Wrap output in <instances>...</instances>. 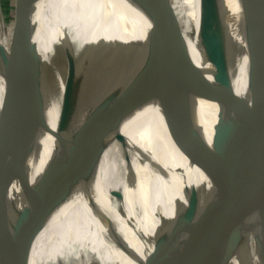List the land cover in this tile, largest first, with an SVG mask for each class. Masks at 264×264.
Segmentation results:
<instances>
[{
  "label": "water",
  "instance_id": "95a60500",
  "mask_svg": "<svg viewBox=\"0 0 264 264\" xmlns=\"http://www.w3.org/2000/svg\"><path fill=\"white\" fill-rule=\"evenodd\" d=\"M18 2L20 21L14 44L9 51L0 44V62L7 83L0 112V165L5 148L12 141L21 178L39 204L52 210L80 196L102 223L127 240L139 264H223L232 251L228 242L230 227L234 249L242 256L248 198L256 176L264 171V0H229L224 6L215 0H200V30L210 31L216 37L215 48L211 42L201 40L211 64L206 124L194 137L189 123L183 120V125L175 126L173 134L180 148L193 139L188 150L189 163L208 179V184L193 182L195 174L190 170L175 198L167 204L166 194L165 199L161 197L170 214L163 212L165 206L152 209L157 207L155 202H152L155 206L148 205L147 212L137 196L130 198L127 205L118 190L108 192L120 202L111 208L93 180L99 156L96 134L107 127L101 125L102 104L88 107L84 97L90 91L85 94L82 89L79 95L78 90L101 38L75 44L69 35L44 60L36 34L43 25H49L48 14L45 15L49 2ZM134 2L146 12L159 37L152 67L158 84L174 102L189 104L193 95L175 93L174 86L187 91L189 79L202 83L205 79L204 74L196 77L192 61L185 55L181 27L159 2ZM44 39L51 40L48 35ZM15 51L21 52L19 68L10 54ZM173 58L179 67L177 71L173 69ZM105 59L107 66L114 56ZM157 71L162 75L160 82ZM88 77L87 87L91 86V93L96 90L97 95L100 68L97 66ZM130 93L125 89L120 95L126 97ZM49 105L61 109L54 126ZM77 108L83 113L80 128L91 152L89 165L58 143L64 119L68 115L77 116ZM44 147L46 160L37 171L36 163ZM156 171L169 186L178 169L165 163ZM258 235L256 240L264 259V228ZM138 241L145 244L143 250H138ZM3 253L0 251V264H6ZM17 261L8 264H20L21 260Z\"/></svg>",
  "mask_w": 264,
  "mask_h": 264
},
{
  "label": "bare ground",
  "instance_id": "6f19581e",
  "mask_svg": "<svg viewBox=\"0 0 264 264\" xmlns=\"http://www.w3.org/2000/svg\"><path fill=\"white\" fill-rule=\"evenodd\" d=\"M215 1L219 6H224L229 0ZM48 2L45 15L48 14L49 25H43L36 34L44 60H47V55L50 56L49 53H55L69 35L75 44L101 38L78 94H81L82 89L85 94L87 90L90 91L84 97L90 108L102 104L101 125L107 128L104 132L99 129L100 132L96 134L99 156L93 180L105 203H109L111 208L120 205L118 200L108 195L110 190L122 192L127 205L130 198L138 197L141 193L138 200L147 212L149 204L155 206L157 203V207L152 209L158 210L165 206L163 212L170 214L161 197L166 194L167 204L175 198L180 184L190 175V170L195 174L193 182L203 186L208 184V179L189 163L188 150L193 145V139L182 150L176 146L173 134L175 126L180 123L183 125V120L189 123L188 128L194 137L201 133L206 124L204 117L207 112L211 64L201 40L211 42L215 48L216 37L210 31L200 30V0H173V8L181 27V42L186 49L185 55L192 61L196 77L201 76L199 71L203 66L205 71L204 92H199L200 86L195 79L186 82L187 91L174 86L175 93L193 95L189 104L174 102L158 84L152 67L153 53L159 37L154 33L146 12L134 0ZM47 35L50 41L44 39ZM9 38L10 31L4 30L0 25V44L7 51L9 48L6 42ZM10 54L19 68L22 65L21 52ZM108 56H114V59H109L110 64L106 66L105 58ZM172 65L174 71L179 69L174 58ZM97 66L101 70V78L96 95V90L94 94L91 93V86L87 87V82L88 76ZM161 76L158 75L159 82ZM125 89L131 92L126 97L120 95ZM6 91V75L0 62V112ZM60 110V107L56 109L49 105L53 126L59 118ZM76 114L77 116L68 115L64 119L58 131V143L89 165L91 152L80 128L83 124L82 110L77 108ZM169 118L174 119V122L168 121ZM45 150L44 147L36 163L37 171L46 160ZM165 156L168 161L172 159L167 163L178 169L169 186L164 184L156 171L161 163L160 157ZM1 160L0 251L5 252L2 255L6 264L10 260H21L20 264H79L83 260H87L89 264H139L135 251L127 240L102 223L80 196L52 210L39 204L21 178L12 141L7 144ZM141 163L143 168L140 167ZM153 169L154 173L145 181V174ZM262 187L264 171L256 176V184L248 198L244 218L245 252L242 256L237 254V264H264L262 247L256 240V224L260 214L264 215V197L258 196ZM262 226L264 227V221ZM109 241L111 243L107 244ZM137 246L138 250H143L145 244L138 241ZM92 252V259L89 260L86 257Z\"/></svg>",
  "mask_w": 264,
  "mask_h": 264
},
{
  "label": "rangeland",
  "instance_id": "374dc122",
  "mask_svg": "<svg viewBox=\"0 0 264 264\" xmlns=\"http://www.w3.org/2000/svg\"><path fill=\"white\" fill-rule=\"evenodd\" d=\"M150 1H155L156 3L159 2L162 5V7H163V9L165 11H169L170 14L168 16H170V15H171V17L173 16L175 18V20L178 22L175 10L173 8V0H150ZM18 8H19L18 0H0V25L2 26V28L4 30H9L10 31V38L6 42V45H7L8 48L12 47V45L14 44V40H15L17 32H18V26H19V21H20V19H19L20 18V13H19V9ZM178 24H179V22H178ZM179 26H180V24H179ZM203 73H205L204 66L202 67V69H200L199 76L201 74H203ZM201 85H203V87ZM198 86H200V91L199 92H204V89L206 88L205 87L206 86L205 83H202L200 81V82H198ZM162 113H163V111H162ZM182 150H183V148H182ZM160 159H161V163L158 164V166H160L161 164H165L168 161V158L166 156L165 157H160ZM171 161H172V159H170L168 162H171ZM158 166H156V168ZM140 167L143 168L142 163H141ZM153 171H155V169H153L151 172L145 174V181H147V178L150 175H152ZM135 183H136V180H135L134 184ZM140 194H138V198H139ZM258 196L260 198L264 197V187L259 191ZM263 221H264V215L260 214V217L258 218V222L256 224V239H259V235L258 234L261 233L263 228H264L262 226L263 225ZM252 236L254 237V235H252ZM232 237H233V229H232V227H230L229 236H228V242H229V244L231 246L230 250H232V251H230L229 256L227 257V259L224 261L223 264H236L237 261H238L237 253H236V251L234 249ZM110 243H111V241H109L107 244H110ZM92 256H93V252L90 255H88V257H86V258L91 260ZM79 264H89V263L87 262V260L86 261L83 260Z\"/></svg>",
  "mask_w": 264,
  "mask_h": 264
},
{
  "label": "crops",
  "instance_id": "0c3cea01",
  "mask_svg": "<svg viewBox=\"0 0 264 264\" xmlns=\"http://www.w3.org/2000/svg\"><path fill=\"white\" fill-rule=\"evenodd\" d=\"M263 188V187H262ZM237 264V263H236Z\"/></svg>",
  "mask_w": 264,
  "mask_h": 264
}]
</instances>
